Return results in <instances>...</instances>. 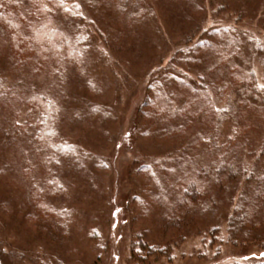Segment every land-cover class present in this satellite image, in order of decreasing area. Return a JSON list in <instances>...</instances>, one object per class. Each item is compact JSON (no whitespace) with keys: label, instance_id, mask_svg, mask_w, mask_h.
Wrapping results in <instances>:
<instances>
[{"label":"rangeland","instance_id":"374dc122","mask_svg":"<svg viewBox=\"0 0 264 264\" xmlns=\"http://www.w3.org/2000/svg\"><path fill=\"white\" fill-rule=\"evenodd\" d=\"M40 2L77 56L63 42L62 68L19 66L0 23V264L264 260V209L251 216L264 102L233 76L262 78L264 0H67L66 13ZM14 3L34 0L0 9ZM228 41L236 50L209 84L207 50ZM203 92L213 111L197 116L186 104ZM157 106L184 131L154 122ZM227 159L228 177L174 205L193 173Z\"/></svg>","mask_w":264,"mask_h":264},{"label":"trees","instance_id":"16d2710c","mask_svg":"<svg viewBox=\"0 0 264 264\" xmlns=\"http://www.w3.org/2000/svg\"><path fill=\"white\" fill-rule=\"evenodd\" d=\"M11 1L12 0H3V4L4 2L10 3ZM66 1L67 0H48V2L51 4L49 8L53 9L54 11H60V13H66L68 11L66 7ZM114 1L116 0H113V2ZM128 1L129 0H123V4L126 5ZM41 6L43 5L41 4L40 0H34L31 10L29 7L27 9H22L20 4L14 3L12 7L8 9H0V23L4 34L8 35V41L6 43L12 50V59H14V62L16 61L17 65L21 66L27 62L33 66L37 65L36 67L40 69V67L43 66L42 64H44L49 67L50 72H54V70L62 68L64 65L65 60H63L61 57V47L63 42L66 44L68 54H70L68 55L70 60L76 59V48L75 44L72 45V43H70L68 34L55 23L54 19L48 14L46 10L42 9ZM41 9L43 12H45L44 21L42 20V15L37 12L38 10L41 11ZM114 10L119 15H123L122 9L119 5H114ZM27 31L28 34L30 32V35H27ZM228 43L217 44L210 47V50H207V58L209 61L211 60V63H213L207 67V71H209L211 75L210 78L207 77V79H209V84L216 82V78H214L213 75L219 73L224 63L227 64L228 62V57L230 55L228 51L233 49L230 45V41H228ZM235 50L236 49H233L231 54H233ZM233 76L242 90H254L257 94H259L264 102V72L262 78L260 79L257 78L252 71L234 73ZM52 77H54L52 79L55 81L54 79H56V77ZM203 93L204 95H202L201 98H198L194 93V95L191 96L190 101H188L186 104L188 108H193L195 115L197 116L201 114L206 115L208 112L213 111V101L211 97L206 92ZM35 96L36 95L32 96V100L39 101L40 98L38 100V97L34 98ZM159 107L160 106H157V109L153 111V114L155 112L154 122H156V120L157 122H160L161 126L166 132L171 133L176 131V133H182L184 131L183 128L176 129V127L172 125V122H174V116L170 113L169 109L166 107ZM205 109L207 111H204ZM50 110L51 109L47 110L45 113L47 114L49 112L51 116L44 118V120L51 122L47 125H52L56 119L55 110H51V113ZM50 127L51 126H47L46 129L49 130ZM260 157H264V143L262 145ZM232 166V161L227 159L220 161L217 165L210 163L208 166H205L204 170L206 171L207 176H205L203 179H199L198 174L193 173L190 180L188 181L187 188L182 193L175 196L178 203L174 202V205L190 208V206L195 204L197 201V195L214 184L215 178H217L219 175H223V173L226 174V177H228L232 171ZM254 180L255 186L253 187L254 191L252 194V201L254 204L251 212L252 219L253 215H256L254 212H262L264 209V173L254 175ZM41 204L46 206L44 202H41ZM173 206H170L171 208L169 211L175 213ZM238 219L243 218L240 217ZM173 220L175 219L173 218ZM241 224L243 226L245 225L244 219ZM142 247L147 249L148 255L154 254L157 251L153 249L152 246L143 245ZM255 264H264V260H260Z\"/></svg>","mask_w":264,"mask_h":264}]
</instances>
